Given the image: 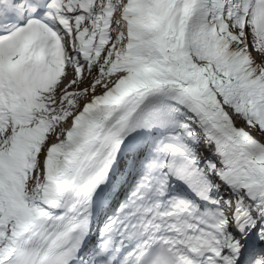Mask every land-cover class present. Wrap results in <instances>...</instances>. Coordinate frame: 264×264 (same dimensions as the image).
I'll return each instance as SVG.
<instances>
[{
    "label": "snow or ice",
    "instance_id": "obj_1",
    "mask_svg": "<svg viewBox=\"0 0 264 264\" xmlns=\"http://www.w3.org/2000/svg\"><path fill=\"white\" fill-rule=\"evenodd\" d=\"M0 264H264V0H0Z\"/></svg>",
    "mask_w": 264,
    "mask_h": 264
}]
</instances>
